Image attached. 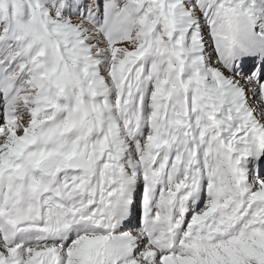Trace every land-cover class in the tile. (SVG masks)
Segmentation results:
<instances>
[{
    "label": "snow or ice",
    "instance_id": "obj_1",
    "mask_svg": "<svg viewBox=\"0 0 264 264\" xmlns=\"http://www.w3.org/2000/svg\"><path fill=\"white\" fill-rule=\"evenodd\" d=\"M0 264H264V0H0Z\"/></svg>",
    "mask_w": 264,
    "mask_h": 264
}]
</instances>
